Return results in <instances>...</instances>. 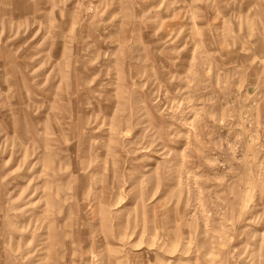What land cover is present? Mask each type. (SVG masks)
Returning a JSON list of instances; mask_svg holds the SVG:
<instances>
[{"label":"rangeland","instance_id":"obj_1","mask_svg":"<svg viewBox=\"0 0 264 264\" xmlns=\"http://www.w3.org/2000/svg\"><path fill=\"white\" fill-rule=\"evenodd\" d=\"M0 264H264V0H0Z\"/></svg>","mask_w":264,"mask_h":264}]
</instances>
